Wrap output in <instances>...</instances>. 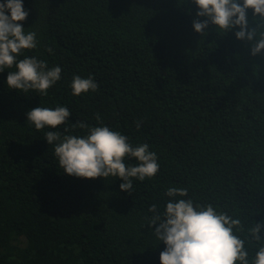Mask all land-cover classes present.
I'll use <instances>...</instances> for the list:
<instances>
[{
	"label": "trees",
	"instance_id": "trees-1",
	"mask_svg": "<svg viewBox=\"0 0 264 264\" xmlns=\"http://www.w3.org/2000/svg\"><path fill=\"white\" fill-rule=\"evenodd\" d=\"M23 2L38 46L17 59L62 71L47 96L9 89L14 67L0 73V264H161L149 208L163 214L170 187L240 219L251 264L248 229L264 221V55L252 57L238 29L201 37L190 0ZM73 76L98 90L74 96ZM39 106L67 107L69 122L37 131L27 113ZM77 121L147 143L159 172L133 178L130 195L119 178L65 174L45 133L86 136Z\"/></svg>",
	"mask_w": 264,
	"mask_h": 264
},
{
	"label": "clouds",
	"instance_id": "clouds-1",
	"mask_svg": "<svg viewBox=\"0 0 264 264\" xmlns=\"http://www.w3.org/2000/svg\"><path fill=\"white\" fill-rule=\"evenodd\" d=\"M190 3L197 8L192 26L201 37L208 35L206 30L210 26L216 33L224 34L238 29L235 38L250 46V55H264V0H190ZM29 15L23 0L0 3V73L14 67L6 78L9 89L47 96L48 90L61 79V68L49 69L46 62L35 57L17 59L25 50L38 46L37 34L26 32L23 27ZM71 89L72 94L79 97L96 92L98 84L91 76H73ZM70 116L65 106L54 109L39 106L27 113V122L37 131L56 129L68 123ZM96 119L99 123V114ZM74 127L87 129L88 134L45 133V140L48 145H54L55 157L65 174L83 179L119 178L123 181L120 190L130 195L133 178L144 181L159 172L158 157L147 143L134 147L128 137L107 126L89 127L77 121ZM126 158H135L138 163L126 165ZM166 196L171 199L163 214L155 204L149 208L153 215L148 226L166 246L160 253L161 264H250L245 240L234 233V229L244 231L240 219L218 213L211 204L194 205L191 199H184L188 196L187 188L170 187ZM252 225L248 235L259 246L251 264H264V221H252Z\"/></svg>",
	"mask_w": 264,
	"mask_h": 264
}]
</instances>
